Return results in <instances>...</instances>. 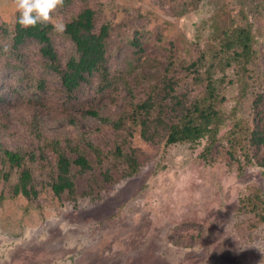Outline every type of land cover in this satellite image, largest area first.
Here are the masks:
<instances>
[{"label":"rangeland","instance_id":"374dc122","mask_svg":"<svg viewBox=\"0 0 264 264\" xmlns=\"http://www.w3.org/2000/svg\"><path fill=\"white\" fill-rule=\"evenodd\" d=\"M68 2L57 22L88 5L110 26L109 72L69 93L36 52L20 68L0 58V264H264V0ZM17 18L0 0V20ZM248 33L226 64L221 38ZM53 43L65 67L73 42ZM196 105L217 112L213 133L169 144ZM3 149L37 196L13 194L23 168ZM58 150L91 164L71 165L74 194L52 190Z\"/></svg>","mask_w":264,"mask_h":264},{"label":"trees","instance_id":"16d2710c","mask_svg":"<svg viewBox=\"0 0 264 264\" xmlns=\"http://www.w3.org/2000/svg\"><path fill=\"white\" fill-rule=\"evenodd\" d=\"M68 1L64 0L65 3ZM67 17L63 33L73 42L75 52L68 59L65 67L59 62L58 51L53 43V35H55L56 30L53 29L51 24L37 25L34 28L23 29L16 20L14 28L10 29L6 22L0 20V58L5 56L7 62L12 64L13 67L20 68L21 63L18 62H23L24 58L29 57V55L31 56V51L36 52L37 56L43 57L48 66L60 75L61 82L65 90L69 93L74 92L82 84L88 82L90 77L96 74L107 76L109 72L107 38L110 33V26L108 24H102L97 28L95 23L96 12L88 5L78 9L73 14L68 13ZM221 40L227 49L224 61L226 64H230L233 60L232 52L237 51L239 44H241V47L244 45L247 47L251 36L248 33L245 38H242V42L240 43L238 37L233 35H230L226 39L221 38ZM134 44L139 45V42L136 40ZM102 81L104 82L103 84L109 83L107 77ZM209 86L211 98L213 101H217V96H214V86L210 83ZM2 98L0 96V100ZM256 102H264V95H259ZM262 108L261 113L263 114L262 119L264 120V103ZM92 113L97 115V112ZM196 115H199L202 123L197 122ZM216 116L217 112L214 109H200L196 105L190 117H188V120L183 125L173 124L171 126V130L167 136L168 143L197 142L207 133H213L210 123L212 124L213 117ZM143 134L147 136L145 130ZM256 138H258L260 143H264V137L262 135L256 133ZM3 155L5 162L10 168L24 167V158L20 152L3 149ZM72 164L79 166L83 171L91 168V164L85 156L80 155L71 160L64 152L57 151V175L52 183V190L56 195H61L66 191L74 194L75 182L70 176ZM130 165L133 167V171H137L138 167L134 161ZM4 178L8 177L6 176ZM31 180V171L23 168L19 182L14 186L13 194H21L26 197L37 196V190L31 185ZM249 198L251 196L248 197L247 202L243 203L244 207L252 204L254 209L259 208V203L254 202V198ZM255 198L260 201L263 200L257 193L255 194ZM256 214L260 220L264 221V210L262 212L256 211Z\"/></svg>","mask_w":264,"mask_h":264},{"label":"clouds","instance_id":"9594fccd","mask_svg":"<svg viewBox=\"0 0 264 264\" xmlns=\"http://www.w3.org/2000/svg\"><path fill=\"white\" fill-rule=\"evenodd\" d=\"M63 4L64 0H14L17 23L23 29L51 24L54 30L62 32L64 25L53 18V13Z\"/></svg>","mask_w":264,"mask_h":264}]
</instances>
